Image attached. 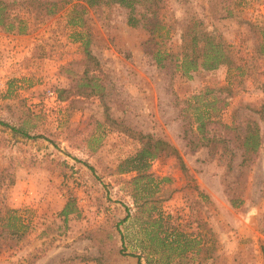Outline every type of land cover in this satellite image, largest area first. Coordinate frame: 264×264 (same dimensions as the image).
<instances>
[{
  "label": "rangeland",
  "instance_id": "obj_1",
  "mask_svg": "<svg viewBox=\"0 0 264 264\" xmlns=\"http://www.w3.org/2000/svg\"><path fill=\"white\" fill-rule=\"evenodd\" d=\"M13 1L12 13L28 9L32 25L25 34L0 30V120L28 136L0 124V216L11 209L18 221L0 225V264H145L132 217L135 173L117 170L139 148L137 133L169 142L184 168L173 157L148 162L154 176L166 178L151 196L155 205L197 242L184 255L171 253L170 264H264V116L257 112L264 114V56L252 52L251 28L264 22V0H162L167 32L147 49V33L126 24L124 8L85 7L96 65L67 23L78 0ZM49 2L53 13L45 11ZM220 10L232 15L220 17ZM193 19L245 61L241 75L224 65L185 75L154 63L155 50H178ZM222 87L226 104L205 128L226 140L229 168L209 156L211 145L191 143L192 97ZM46 89L56 101L44 100ZM105 114L124 129L105 123ZM245 119L256 123L259 145L239 163L235 137Z\"/></svg>",
  "mask_w": 264,
  "mask_h": 264
},
{
  "label": "trees",
  "instance_id": "obj_2",
  "mask_svg": "<svg viewBox=\"0 0 264 264\" xmlns=\"http://www.w3.org/2000/svg\"><path fill=\"white\" fill-rule=\"evenodd\" d=\"M59 1L65 3L70 0ZM98 4H115L124 8L126 10V24L129 27L140 26L147 33L148 36L143 43L145 49L151 48L153 39L163 38L162 33L167 32V28H165V24L160 17L162 0H78V2L71 4L67 23L73 28L71 35L81 44L85 60H90L93 65H96L97 62L89 50L90 35L88 34L83 15L85 7ZM14 5L15 1L13 0H0V30L25 34L29 32L32 25V21H29V10L27 9L25 14L12 13ZM54 5L53 2H49L45 11L53 13L55 10ZM231 15V10H220L219 12L220 17H229ZM251 28H253L255 34V45L252 52L255 55L264 56V22L262 24H252ZM179 39L180 45L178 50L174 52L164 48L152 52V59L156 65L164 67L168 64L171 72L179 70L185 75L198 70H214L224 65L241 75L245 61L241 60V58L238 61V56L232 52L231 48L219 36L204 30L200 21L193 19L190 24H187L182 30ZM83 72L86 71L83 70ZM93 86L97 85L94 83ZM63 91V89L58 91L59 99H63ZM216 92L205 89V92H199V94L192 97L198 100V106L193 108L195 132L191 143H197L198 147L211 145L209 156L214 158L217 163L229 168L232 157L231 154H227L229 150L225 144L226 140L208 136L205 128L207 124L212 122L216 112L226 104L225 99L219 96V93L225 92L226 94L229 90L226 87H222L217 89ZM262 111V107L257 110L260 118L264 116L261 113ZM104 122L108 125L114 124L118 126L108 114H105ZM0 124H4V122L0 120ZM4 125H7L14 133L28 136L27 132L20 127H14L9 124ZM227 128L230 129L228 126ZM120 129L123 130L124 128L120 127ZM238 130L239 132L237 131L235 138L240 136L241 160L239 163H244L246 160L251 159V156L258 148L259 134L256 123L248 119L244 120L242 126H238ZM134 137L139 142V148L122 159L117 164V170L120 173L129 171L135 173L130 178L132 186L131 197L137 206V211L132 216L136 223L134 226L136 229L135 241H137V246L140 248L139 253L144 254L145 264H170L171 253L184 255L187 250H193L197 242L194 239H189L188 234H184L182 230L170 224L169 215L163 216L155 205L158 200H152L151 196L159 189L160 183L166 181V178L154 176L148 169V162L159 156L173 157L179 161L181 169L184 170V168L178 151L169 142L147 133H137ZM69 212L70 203L67 200L60 210V214L65 218ZM12 213H14V210L6 209L4 215L0 216L1 227L9 228L11 220L12 222L17 221L11 216ZM5 215L7 217H4ZM127 218L128 214L123 218V222ZM20 227L21 225H18L17 228L13 229L19 230ZM22 228L24 229V227ZM138 235H140L139 238ZM139 257H137L138 261Z\"/></svg>",
  "mask_w": 264,
  "mask_h": 264
},
{
  "label": "built area",
  "instance_id": "obj_3",
  "mask_svg": "<svg viewBox=\"0 0 264 264\" xmlns=\"http://www.w3.org/2000/svg\"><path fill=\"white\" fill-rule=\"evenodd\" d=\"M44 100L56 101L55 93L52 90H50V89H46L45 92H44Z\"/></svg>",
  "mask_w": 264,
  "mask_h": 264
}]
</instances>
